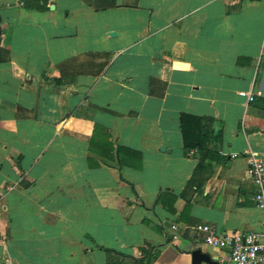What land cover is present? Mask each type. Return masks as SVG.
Returning <instances> with one entry per match:
<instances>
[{"label":"crops","instance_id":"0c3cea01","mask_svg":"<svg viewBox=\"0 0 264 264\" xmlns=\"http://www.w3.org/2000/svg\"><path fill=\"white\" fill-rule=\"evenodd\" d=\"M247 152L264 0H0V264H232L195 226L264 229Z\"/></svg>","mask_w":264,"mask_h":264},{"label":"built area","instance_id":"2783aa9c","mask_svg":"<svg viewBox=\"0 0 264 264\" xmlns=\"http://www.w3.org/2000/svg\"><path fill=\"white\" fill-rule=\"evenodd\" d=\"M247 101H252L250 94L239 93ZM232 153L231 158L237 157ZM246 174L255 188L252 201L259 207H264V164L262 160L250 152L245 153ZM195 230L203 235V244L211 249L226 252V259L232 264H264V229L245 233H215L208 225H197Z\"/></svg>","mask_w":264,"mask_h":264},{"label":"trees","instance_id":"16d2710c","mask_svg":"<svg viewBox=\"0 0 264 264\" xmlns=\"http://www.w3.org/2000/svg\"><path fill=\"white\" fill-rule=\"evenodd\" d=\"M54 82L56 85L59 83L58 81ZM212 123L213 121L210 119L193 117L186 114L179 115V130L184 154L189 150H193L194 154L199 157L210 154L209 151L204 149V145L209 141V135L213 132ZM217 134L219 135V132Z\"/></svg>","mask_w":264,"mask_h":264},{"label":"water","instance_id":"95a60500","mask_svg":"<svg viewBox=\"0 0 264 264\" xmlns=\"http://www.w3.org/2000/svg\"><path fill=\"white\" fill-rule=\"evenodd\" d=\"M200 262L212 264L209 257L206 254L201 253L199 250L192 251L190 253V264H199Z\"/></svg>","mask_w":264,"mask_h":264}]
</instances>
